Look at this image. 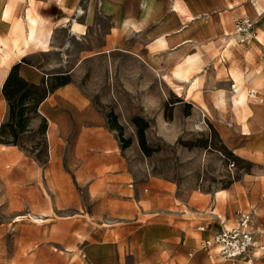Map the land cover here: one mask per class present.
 Here are the masks:
<instances>
[{"label": "rangeland", "instance_id": "1", "mask_svg": "<svg viewBox=\"0 0 264 264\" xmlns=\"http://www.w3.org/2000/svg\"><path fill=\"white\" fill-rule=\"evenodd\" d=\"M109 1L0 0V68L26 54L56 86L17 143L0 142V264H215L196 231L212 209L224 219L229 208L254 206V228L264 230V131L241 134L244 122L250 131L257 123L251 105L264 107L248 98L238 119L230 105L232 80L245 93L264 86L253 66L257 42L231 36L255 1L148 0L146 27L125 13L144 10V0ZM174 5L189 40L157 43L151 28ZM27 17L52 28L47 47L24 44ZM189 55L197 57L189 81L172 77ZM134 116L149 124L150 154ZM6 118L0 89V126ZM159 223L167 234L150 239Z\"/></svg>", "mask_w": 264, "mask_h": 264}, {"label": "crops", "instance_id": "2", "mask_svg": "<svg viewBox=\"0 0 264 264\" xmlns=\"http://www.w3.org/2000/svg\"><path fill=\"white\" fill-rule=\"evenodd\" d=\"M73 1L74 0H65V3L67 5H71V3ZM253 1H255V2L252 3L251 9H249L248 12H247V14L244 15V16H248L249 17L250 14L253 15L254 13H257L256 14L257 17L263 18L262 22L264 23V0H250V2H253ZM102 2H104V6L105 7H107L108 6V3H110L109 0H102ZM112 2H114V0H112ZM148 2H149L148 0H144V2L142 3V5L144 7V10H138V11H135V10H127L125 12L127 18L137 20L136 21L137 23H139L138 20H140V19L145 20L143 27H146L148 25V23L150 24V21L147 22L146 20L151 19L153 17V15L149 11V4H148ZM176 9H178V6L177 5H174V8L172 7L169 11H165L164 12V15L160 17L161 18L160 21L157 22L151 28V31H154L155 34H157V36H158V37L155 38V41L157 43H160V42L164 41V42H166V45L171 44L172 46H175V45L178 46V45H182V44L186 43V41L189 40V39H184V37H183L184 36V32H185L184 29H185L186 26H183V22L180 23V18L181 17L178 14V12H177ZM259 14H261V15H259ZM155 17H157V16H155ZM190 19L192 20V19H194V17L191 16ZM131 25H135V22L131 23ZM195 27L196 26H194L193 29H195ZM191 28H192V26H191ZM50 29L52 30V28H50ZM255 29H256V33H257L256 35L258 36V32H257L256 25H255ZM132 31L137 32L139 30H132ZM52 33H53V31H52ZM199 33H200L199 31L195 33L197 35V37L200 35ZM255 41L257 42L258 51L256 53V57H255V61L253 63V66L256 69V72H257L256 75L257 76L258 75H261V76L264 77V66H263V64H262V62L260 60V57H259L261 45L259 44V42L257 40H255ZM259 41L260 42H263L264 40L263 41L259 40ZM249 44L250 43H247L246 45H249ZM228 45H230V42L228 44H226V46H228ZM25 55L26 54L20 55L19 58H17L15 61H12L10 64L7 62L6 64L9 66L8 67L9 68L8 69V72H9L10 67L12 65L17 64V69H18L19 76H21L27 82H31V83L38 84L46 76H48V74L44 73L39 68H37V67H35V66L27 63V62L21 61V58L24 57ZM189 58H190V61L188 60L186 63L184 61V64L183 65H178L172 71V77H174V78H176V79H178L180 81H184V82L185 81H189V75L191 74V71L193 69V66H194L196 60H197V57L195 55H189L185 60H187ZM155 66L154 65H150V67L152 69H156L157 67H155ZM249 66H251V65H249V64L247 65L246 64V66H245L246 70L248 69ZM6 76H5V78H6ZM5 78H4V80H5ZM257 79L258 78L255 77L254 78V81H256ZM4 80H3V82H4ZM3 82H2V84H3ZM220 82H223V81H220ZM220 82H218V83H220ZM251 82H253V80L250 81L249 84ZM195 83H198L196 77L193 79L192 85L195 84ZM2 84L0 85V89L2 87ZM231 84L232 85H230V88H231L230 105L232 107V110L235 111L237 118L238 119H243V112H245L247 109H249L251 104L248 103V98L246 97V94H245V91H244L243 87L240 86V85L238 86L235 83L234 80H232V83ZM260 87H264V86H260ZM49 95H50V93H49ZM49 95H47V97L40 103L39 107L41 106V104L44 101H46V99H48ZM178 95H181V94L178 93ZM219 99L222 100V103H219L218 102ZM218 100H217V103L218 104H224L225 103L223 94H219L218 95ZM252 101H254V100H252ZM251 107H255V112H256L255 113V120L257 121V123L254 125V129L250 131V128H249L248 124L246 122H244L243 123V126H241V129H242L241 134L242 135H249L251 132L256 131V130L264 131V128H262L264 126V116H263L264 115V111L260 107H258L256 105H251ZM198 109H200V108H198ZM200 111H202V110H200ZM250 111H251V109H250ZM260 111L263 112V115L261 114ZM202 113H203V111H202ZM203 115H204V117H206V119L210 120L209 116H207L206 114H203ZM32 120H34V119H32ZM227 142L229 143V145L231 144L230 147H232L233 149H236L239 146L237 144H234V143H236V140H234V139H231L230 138V140H227ZM223 191L224 190H220V191L216 192L214 194V196L219 195ZM262 198H264V196ZM263 207H264V204L260 205L259 206V209H263ZM211 211H213V214H215L214 213L215 209H212ZM218 215L221 216V214H218ZM211 217H212V215L209 216V217H207V216L202 217L204 223H207L208 226H209V229L206 232H199V231L196 230L198 233L202 234L201 240L203 238L207 237L213 231L217 230L218 228H220L222 226V224L219 223V221L212 220ZM223 217H224V219L221 218L222 220H224V224L223 225L230 226V225H232L234 223V220H235V211L232 214L231 213V209L229 208L227 210V215L224 214ZM191 218H195V216L192 215ZM168 227L169 226H167L165 224H161V223L155 224L152 229L150 228V234H149L150 239H157V237L158 238L163 237L165 234H167ZM257 229L264 232V230L261 229L260 227H257ZM262 238L264 240V234H263ZM200 242H199V245H200ZM196 251H199V249L196 250ZM262 258H264V257H262ZM241 263H244V262H241Z\"/></svg>", "mask_w": 264, "mask_h": 264}, {"label": "built area", "instance_id": "3", "mask_svg": "<svg viewBox=\"0 0 264 264\" xmlns=\"http://www.w3.org/2000/svg\"><path fill=\"white\" fill-rule=\"evenodd\" d=\"M255 24L256 21L248 16L237 18L234 20L231 36L238 44L257 40L261 45L259 57L264 66V41L257 39ZM246 95L264 107V87H248ZM261 196L263 197L264 193ZM210 214L212 220L219 221L222 226L201 240L200 249L205 251L215 264H251L254 259L264 257L263 234L258 232L253 224L254 206L236 209L234 223L230 226L223 225L224 220L220 215L213 214V211H210ZM208 229V224L204 222L196 226L199 232H206Z\"/></svg>", "mask_w": 264, "mask_h": 264}, {"label": "trees", "instance_id": "4", "mask_svg": "<svg viewBox=\"0 0 264 264\" xmlns=\"http://www.w3.org/2000/svg\"><path fill=\"white\" fill-rule=\"evenodd\" d=\"M23 62L25 58H22ZM56 86H48L43 79L35 84L25 81L18 74L17 64L12 65L2 84L1 92L7 102V118L0 126V142L16 144L19 137L28 131V123L31 118L37 115L40 103L51 93ZM109 124L118 131L119 137L124 141V146L129 143V139L123 138V127L118 124L114 114H109ZM111 119V120H110ZM131 121L136 125L137 136L140 147L145 153L150 154L145 139V129L148 122L140 117L134 116ZM45 127V122L40 128Z\"/></svg>", "mask_w": 264, "mask_h": 264}, {"label": "bare ground", "instance_id": "5", "mask_svg": "<svg viewBox=\"0 0 264 264\" xmlns=\"http://www.w3.org/2000/svg\"><path fill=\"white\" fill-rule=\"evenodd\" d=\"M27 20H29V22L31 23V26L28 29V37L25 39L24 44L28 45L29 43H31L35 48L47 47L49 45L50 38L52 37L51 36L52 30L50 28L45 29L41 21L37 22L36 20H33L32 18L28 19V17H27ZM8 67L9 66L3 65L0 68V85L2 84L5 76L8 73V69H9ZM256 230L264 234L263 231L258 230L257 228ZM256 256H258V253L256 254Z\"/></svg>", "mask_w": 264, "mask_h": 264}]
</instances>
